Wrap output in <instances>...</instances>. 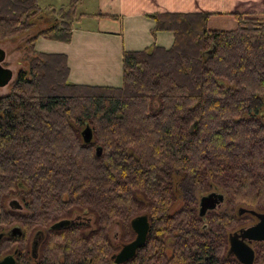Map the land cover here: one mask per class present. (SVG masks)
<instances>
[{"label":"trees","instance_id":"trees-1","mask_svg":"<svg viewBox=\"0 0 264 264\" xmlns=\"http://www.w3.org/2000/svg\"><path fill=\"white\" fill-rule=\"evenodd\" d=\"M78 1L43 12L37 0H0V41L23 35L29 55L0 96V254L14 244L22 264H113L109 227L126 243L127 223L145 215V243L126 264H239L227 235L249 215L236 210L264 211V14H149L171 45L124 51L121 86H89L67 81L65 55L33 49L37 38L69 42ZM212 15L235 27L208 29ZM207 189L230 209L198 217L194 192ZM60 218L70 225L50 230ZM251 247L264 264V243Z\"/></svg>","mask_w":264,"mask_h":264},{"label":"crops","instance_id":"crops-1","mask_svg":"<svg viewBox=\"0 0 264 264\" xmlns=\"http://www.w3.org/2000/svg\"><path fill=\"white\" fill-rule=\"evenodd\" d=\"M94 26H72L68 43L37 38V52L63 54L66 57L71 84L89 86H121V55L150 45L168 48L172 36L155 32L147 17L153 13H219L264 14V0H96ZM94 13V14H96ZM111 18H110V17ZM221 15H212L207 20ZM91 17V16H90Z\"/></svg>","mask_w":264,"mask_h":264},{"label":"water","instance_id":"water-1","mask_svg":"<svg viewBox=\"0 0 264 264\" xmlns=\"http://www.w3.org/2000/svg\"><path fill=\"white\" fill-rule=\"evenodd\" d=\"M4 57L5 53L0 48V88L5 87L12 78V71L1 66ZM80 135L84 143H88L91 140L92 135L89 127H85ZM97 151L99 152L98 149ZM222 200V194L217 192L200 196L197 203L198 217L202 218L207 212L214 211L218 208ZM7 206L12 210L20 209V205L14 200L9 201ZM236 214L237 216L247 214L254 218L255 222L227 235L226 254L232 255L239 264H252L254 254L250 245L252 243H264V211L256 212L251 209L239 207L236 210ZM69 222V220H59L51 225L50 230L65 228L69 225ZM129 228L134 234V237L131 241L122 244L119 250L110 256L113 264H124L130 261L135 256L136 251L144 245L149 228L147 217L145 215L133 217L129 221ZM8 234L13 237L14 235L18 236L20 233L16 227H13ZM2 235L0 234V238ZM0 264H15L13 256H3L0 259Z\"/></svg>","mask_w":264,"mask_h":264},{"label":"rangeland","instance_id":"rangeland-1","mask_svg":"<svg viewBox=\"0 0 264 264\" xmlns=\"http://www.w3.org/2000/svg\"><path fill=\"white\" fill-rule=\"evenodd\" d=\"M68 1L69 0H37V5L43 12H47L49 9L55 11L59 8L64 9L66 7V4L68 3ZM97 10L98 9H97L96 0H80V1H78V3L76 4V6L74 8V17H73L74 20L71 23V25L75 28H90V27L94 26V23L91 20L94 16L90 17V15L96 13ZM49 15H50V13H49ZM257 16H261V15H257ZM56 18H57V20L59 19V17H57V16H56ZM45 21L46 20L44 19L43 21L41 20L40 22H38L37 27L39 29L44 28L45 24H46ZM206 26L210 30L229 31L235 27V22L231 18V16H228V15L215 16V17L207 20ZM24 42H25V37L23 35L15 38V39H12V40L0 41V48L5 53V57H4L3 62L1 63V66L8 68L12 71V78L9 81V83L5 87L0 88V96L7 94V92L9 91V89L11 87V84L16 79L18 72L21 70L24 71L27 68V57L29 55L27 54L26 48L24 46ZM33 49H34V47H33ZM216 190H217L216 191L217 193L220 192L218 189H216ZM211 192H212V189L194 192V195L196 198V208H197L198 198L202 195H206V194L211 193ZM13 199L21 207L22 203H21V200L19 199V196L14 195V194H8L5 197V203L7 201H10ZM6 206H7V203H6ZM176 206L178 207V203L175 204V206L172 209H176ZM7 208H9V207L7 206ZM217 209L221 210V211L222 210L225 211L226 209L229 210L230 208L227 205L226 201H224L222 204L219 205V207ZM20 210L21 209L16 210V211L19 212ZM59 220H70V219L60 218ZM59 220H57V221H59ZM57 221H55V222H57ZM253 221L254 220L252 218H250L249 216H244V217H241L239 219L238 223L240 225L246 224V226H247L248 224L252 223ZM55 222H53L52 224H54ZM52 224L49 225V228L51 227ZM11 228L4 230V233L6 231L8 233ZM127 230H129V232L132 233L131 229L129 228V223H127ZM231 232L232 231H230V233ZM32 235H30V237L28 238L27 256L29 255V251H30L29 247L30 248L33 247L34 236H32ZM107 237H108L109 242L111 243V245L113 247L112 253L118 249V245H120V243H125L122 241L121 226L118 224H112L109 227ZM133 237H134V234H133ZM38 241H41V239H39ZM15 247L16 246L14 244H11L9 246V249L5 250L3 253L0 254V258L3 256H6V255H12V253L15 252L14 251L15 249H13ZM16 258H17L16 260H17L18 264H22V262H23L22 254H21V256H19L17 253Z\"/></svg>","mask_w":264,"mask_h":264},{"label":"flooded vegetation","instance_id":"flooded-vegetation-1","mask_svg":"<svg viewBox=\"0 0 264 264\" xmlns=\"http://www.w3.org/2000/svg\"><path fill=\"white\" fill-rule=\"evenodd\" d=\"M212 192H216V191H212ZM220 193V192H219ZM221 194V193H220ZM223 196V195H222ZM14 200V199H13ZM11 201V200H10ZM15 201V200H14ZM223 201H224V196H223V200H222V202L220 203V204H222L223 203ZM8 202L9 201H7L6 203L8 204ZM22 207V206H21ZM21 207H20V209H21ZM217 209V208H216ZM215 209V210H216ZM75 219H78L79 218V216H75L74 217ZM255 221H253L252 223H250V224H253ZM250 224H248V225H250ZM39 239H42V235L40 234V233H37V234H35L34 235V240H33V247L32 248H30V257L33 259V260H35L36 259V256H37V251H38V244L37 243H40V241H38ZM132 240V239H131ZM130 240V241H131ZM36 241V242H35ZM129 242V241H128ZM251 246V245H250ZM252 248V247H251ZM119 250V248L114 252V253H116L117 251ZM113 253V254H114ZM12 256H13V259H14V262H15V264H18V262H17V258H16V252H13L12 253ZM2 258V257H1ZM0 258V259H1ZM131 261V260H130ZM129 262V261H128ZM127 263V262H126ZM126 263H124V264H126ZM198 263H203V264H208V261L206 260V259H204V260H202V261H200V262H197L196 264H198Z\"/></svg>","mask_w":264,"mask_h":264},{"label":"bare ground","instance_id":"bare-ground-1","mask_svg":"<svg viewBox=\"0 0 264 264\" xmlns=\"http://www.w3.org/2000/svg\"><path fill=\"white\" fill-rule=\"evenodd\" d=\"M148 220H149V219H148ZM69 225H70V224H69ZM69 225H68V226H69ZM68 226H67V227H68ZM65 228H66V227H65Z\"/></svg>","mask_w":264,"mask_h":264}]
</instances>
